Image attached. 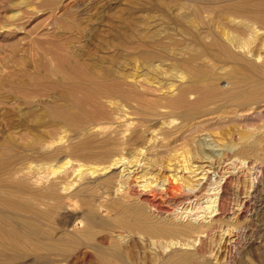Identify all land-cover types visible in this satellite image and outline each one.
<instances>
[{"label": "rangeland", "instance_id": "374dc122", "mask_svg": "<svg viewBox=\"0 0 264 264\" xmlns=\"http://www.w3.org/2000/svg\"><path fill=\"white\" fill-rule=\"evenodd\" d=\"M232 1L0 0V160L17 152L21 158L16 165L36 166L42 155L58 148L57 157L62 161L65 150L89 136L90 126L74 129L65 122L55 126L49 121L39 128L27 129L15 120L26 114L31 117L28 112L41 116L57 101L54 90H47L42 81L56 80L50 69L58 65L56 56H64L95 71L113 70L122 76L119 78L125 86L144 93L146 100L159 98L163 102L183 87L189 90L188 102L180 108L168 109L159 102L152 104V109V105L147 107L140 101L127 103L109 96L99 101L107 112L101 121L108 125L121 128L123 118H129L134 123L157 122L163 131L171 132L169 135L160 131L149 152L144 156V147L138 155L144 158L135 171L138 175L145 173L144 180L149 178L160 186L175 172L191 184L206 181L207 190L176 208L155 200L158 214L179 222H207L217 212L211 209L218 207L220 186L226 178L231 179L232 184L224 191L225 211L218 216L220 227L210 232L202 244L198 240L189 244L153 243L126 231L119 238V228L105 231L111 240L121 242L123 264H162L198 246L202 247L197 254L198 264H264V140L257 152L242 151L251 142L264 139V79L258 81L252 71L242 68L212 43L215 37L231 43L233 50L240 53L253 47L246 40L250 30L243 23L240 24L247 28V34L240 40L246 46H236L237 41L231 42L224 34L226 30L231 35L236 33V23L225 13ZM257 60L262 62L261 58ZM236 81L242 84L236 93L195 103L203 89L214 86L228 91ZM248 94L261 97L243 100ZM39 134L43 141H37ZM184 160L190 168L184 169ZM142 197L152 199L149 194ZM77 225L82 223L77 221ZM101 233L96 230L95 242L109 245V240L100 242ZM18 262L13 259L11 264ZM44 264L96 263L72 262L62 256Z\"/></svg>", "mask_w": 264, "mask_h": 264}, {"label": "bare ground", "instance_id": "6f19581e", "mask_svg": "<svg viewBox=\"0 0 264 264\" xmlns=\"http://www.w3.org/2000/svg\"><path fill=\"white\" fill-rule=\"evenodd\" d=\"M225 13L230 16L232 23H236L233 28L236 33L231 35L226 30L224 34L231 42L236 40V46H246L240 40L247 34V28L240 24L243 23L250 30L246 40L253 47L247 53H240L233 50L231 43L221 42L215 37L212 43L242 68L252 71L258 81H263L264 0H234L226 7ZM251 55L255 58L252 59ZM260 58L261 63L257 62ZM55 59L58 65L50 70L57 76L56 80L46 78L42 83L47 90H54L56 100L61 102L55 101L49 105L41 116L28 112L31 117L26 114L15 120L27 129H36L51 121L55 126L65 122L74 129L90 126L92 130L88 132L89 136L65 150V159L62 161L57 157L58 148L42 155L41 163L36 166L31 163L28 166L16 165L21 158L17 152H12L6 160H0V264H11L13 259L20 261L17 264H26V259L44 264L48 260L57 261L62 256L78 263L94 261L96 264H123L125 253L121 242L113 238L111 240L105 231L119 228V238L126 231L131 235L138 233L153 243L166 241L170 244H189L197 240L201 242L210 232L217 230L220 227L218 216L225 211L222 202L225 188L231 181L229 177L220 186L222 192L218 194V207L215 205L217 208L211 209L217 212L211 220L179 222L170 214L169 217L158 214V208L154 207L155 200L160 199L170 208H176L205 191L206 181L191 184L175 172L169 174L160 186L148 181L149 178L144 180L142 176L146 174L138 175L135 170L141 166L145 152H149L158 134L166 132L170 135L171 132L163 131V126L157 122L138 120L134 123L129 118H123L120 128L101 121L107 112L101 108L99 101L105 96L119 97L127 103L140 101L147 107L160 102L161 106L169 109L184 106L188 102L189 90L183 87L163 102L159 98L150 101L145 99L144 93L125 86L119 78L122 76L113 70L95 71L89 65L68 61L64 56H56ZM241 87V82L236 81L228 91L214 86L205 88L195 103L200 105L213 98L232 95ZM254 97L261 96L248 94L243 100ZM15 120L12 122L15 123ZM41 138L43 135H37V141H43ZM263 140L259 138L251 142L249 147H242V151L257 152ZM142 151L144 156L140 158ZM134 166V169L128 168ZM183 166L184 169L190 168L186 160ZM115 169L118 171H113ZM147 194L152 199H143L142 196ZM77 221L82 225H77ZM97 229L103 232L100 242L109 240V245L95 242ZM201 248L198 246L194 251L181 252L177 258H169L162 264H198L196 259Z\"/></svg>", "mask_w": 264, "mask_h": 264}]
</instances>
